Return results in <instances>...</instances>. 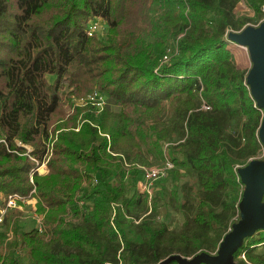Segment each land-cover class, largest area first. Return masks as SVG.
I'll return each instance as SVG.
<instances>
[{"label":"trees","instance_id":"16d2710c","mask_svg":"<svg viewBox=\"0 0 264 264\" xmlns=\"http://www.w3.org/2000/svg\"><path fill=\"white\" fill-rule=\"evenodd\" d=\"M239 1L0 0V208L35 198L44 216V231L27 229L6 210L0 264H179L166 261L217 252L240 220L234 169L264 150V111L229 46L230 32L264 18V0H244L248 17ZM94 23L102 36L88 35ZM94 91L118 111L77 104ZM165 157L179 231L156 218L162 197L149 210L137 189L136 161ZM184 173L195 185L180 189ZM234 260L264 264V230Z\"/></svg>","mask_w":264,"mask_h":264},{"label":"water","instance_id":"95a60500","mask_svg":"<svg viewBox=\"0 0 264 264\" xmlns=\"http://www.w3.org/2000/svg\"><path fill=\"white\" fill-rule=\"evenodd\" d=\"M229 40L238 46L247 47L252 67L247 74V85L257 106L264 111V21L259 26L248 25L241 31L230 32ZM264 148V117L259 130ZM244 184L239 203L240 220L226 234L216 253H198L193 258L174 255L166 261L177 260L179 264H238L234 254L245 237L264 230V161L254 159L239 169Z\"/></svg>","mask_w":264,"mask_h":264},{"label":"rangeland","instance_id":"374dc122","mask_svg":"<svg viewBox=\"0 0 264 264\" xmlns=\"http://www.w3.org/2000/svg\"><path fill=\"white\" fill-rule=\"evenodd\" d=\"M237 4L238 5L235 8V13L238 16L248 17V16H254L255 15L253 10H251L247 6V3H245L244 0H240ZM261 21H259L258 24H253V22H250L249 24L253 25V26L254 25L259 26ZM103 26H104V24H101V27L98 30L100 33V36H102V34L105 32ZM229 44H230L229 45L230 48H232V50L234 52L235 61L237 62L238 67L241 68L242 70L249 72L251 67H252V62H251L250 54H249L248 50H245L244 48H241V47L237 46L236 44L233 45L231 42H229ZM171 47H172V43L169 42L167 49H169ZM87 97H85V98H87ZM80 99H82V98H80ZM80 99L77 100V104L79 106H82L85 108L89 107L86 104H80V101H79ZM105 108L109 112L108 116H110V114H115L118 111L108 99H106ZM105 108H104V110H105ZM102 112L97 113V115H101ZM174 112H175V110H174ZM105 118H107V116ZM107 120L109 122L111 121L108 118H107ZM83 122L84 121L81 119V116H80L77 120V127H76L75 131H78L81 129L82 125H84ZM93 124L96 125V121H94ZM168 124H170V119H168L165 122V126ZM102 135H104V134H102ZM81 136H82L81 137L82 139L85 138L84 133H82ZM256 159L259 161H264V150H262V152L256 157ZM162 161L163 160L157 161L158 163L153 162L151 165H159V164H161ZM136 162H137V164H136ZM136 162H133V164L131 162L126 164L127 170L125 172L124 179H125V182L128 184V186L131 184V176H132V172H133L128 167H130V165L135 166V167L137 165V168H139V166H142V165H140L141 163H139V161H136ZM39 171L41 174H46L48 172L46 165L41 166L39 168ZM177 183L179 184L180 189H183V187L186 186V184L187 185H195V181L190 176L186 175L185 173L180 177V179L177 181ZM175 188H176V185L173 182H171V178L166 177L163 180L157 181V183L155 185V190L153 191L152 195L151 196L147 195V197L149 200V203H148L149 210H151V208H152V204H151L152 198L155 197L156 195H160L159 197H162V198H159V201L157 204L156 212L158 214H156V218H158V220H160V221L168 223L172 229H176L177 231H179L182 227V225H181L182 224V216L179 213H177L176 211H174L172 208H170V206L166 207V202L169 201L168 199L170 197L171 191L174 190ZM137 189H139L138 183H137ZM38 211H39V204L36 201V199L34 198V200L33 199L27 200L26 204L21 206V208L19 209V212H21L20 216H17L21 220V225L27 229L34 228V226H35V214L42 215V213H40Z\"/></svg>","mask_w":264,"mask_h":264},{"label":"built area","instance_id":"2783aa9c","mask_svg":"<svg viewBox=\"0 0 264 264\" xmlns=\"http://www.w3.org/2000/svg\"><path fill=\"white\" fill-rule=\"evenodd\" d=\"M263 21H264V18L261 21V23ZM254 26H258V25H254ZM99 28H100L99 23L92 24V26L88 30V35L90 36L93 35L96 31L99 30ZM231 43L233 45L235 44L233 42ZM239 47L244 48L245 50H248L247 47H242V46H239ZM172 49H173L172 47L167 49V53L164 55L162 59L163 63L168 62L170 60V56L174 52V50ZM106 99L107 98L105 96H102L99 92L94 91L90 93V95L87 98L85 99L82 98L79 101H80V104L92 105L93 109L97 113H101L106 106ZM203 107L205 109L210 108L206 105H204ZM254 159H256V157L249 159L248 163L253 161ZM241 167H244V165H239V166L237 165L234 170L237 174V179L240 180L242 183V179L239 175V169ZM139 168H141L142 172H141V178L137 181L138 188H139L138 190H140L139 191L140 193L148 195V196L152 195L153 191L155 190V185L157 181L165 179L168 176L169 172L175 169L174 164L167 157H165V159L159 165L139 166ZM241 187L243 191L244 189L243 183L241 184ZM27 200L29 199L23 198L21 196L18 197L16 195L8 197V199L5 201L6 205L0 208V224L4 221V218H5L4 215L8 208L20 209L21 206L26 204ZM43 219H44V216L35 214V226L34 227H36L40 231H44L43 230ZM242 258L245 259L244 254L242 255Z\"/></svg>","mask_w":264,"mask_h":264}]
</instances>
